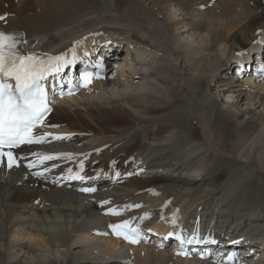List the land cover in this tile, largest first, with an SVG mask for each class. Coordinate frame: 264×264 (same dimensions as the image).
Returning a JSON list of instances; mask_svg holds the SVG:
<instances>
[{"label": "bare ground", "instance_id": "obj_1", "mask_svg": "<svg viewBox=\"0 0 264 264\" xmlns=\"http://www.w3.org/2000/svg\"><path fill=\"white\" fill-rule=\"evenodd\" d=\"M0 15L22 51L102 47L123 62L119 76L53 103L38 131L50 135L0 165V264H213L158 240L121 245L109 225L124 220L162 238L244 237L264 264V85L226 75L264 36V0H0ZM123 83L133 89L106 92ZM76 173L98 191L64 183Z\"/></svg>", "mask_w": 264, "mask_h": 264}, {"label": "snow or ice", "instance_id": "obj_2", "mask_svg": "<svg viewBox=\"0 0 264 264\" xmlns=\"http://www.w3.org/2000/svg\"><path fill=\"white\" fill-rule=\"evenodd\" d=\"M6 17L0 15V20ZM20 40L16 39V35L6 33L0 30V165L5 163L8 169H12L18 165L17 157L13 153V149L19 148L25 144L40 143L50 135L48 133H39L36 130L45 123V116L51 111L48 99V93L42 83L47 76L59 74L67 65L73 64L77 60L75 54V45L73 46L71 58L64 55H56L41 59L37 55L22 54L18 49ZM79 43V42H76ZM87 55V53H85ZM242 55V53H237ZM95 67L99 70L103 69L102 60L97 61ZM259 72L264 74V66H261ZM91 72L82 71L80 79L83 81L82 86H87L92 79ZM99 78V71L96 73ZM14 81V83L10 82ZM71 84V80L68 81ZM71 95V88L68 92ZM63 95V92H61ZM54 139H64L67 137L54 136ZM33 155H40L34 153ZM66 158H71L70 153L63 154ZM59 158L54 155H40V159L53 160ZM115 163V162H113ZM29 168L32 164L27 165ZM83 170V164L80 165ZM47 170V169H46ZM71 173V169H69ZM42 175V173H34ZM120 175V173H116ZM72 178L83 180L84 177L76 173ZM84 192H93V188H83ZM105 203H107L105 201ZM132 207V206H129ZM134 207H140L135 205ZM113 215H119L115 210H109ZM144 217H141L143 219ZM175 223V216L173 217ZM130 220H124L120 223L110 224L114 235L122 237L129 243H138L140 239L139 226L131 227ZM172 236L173 233H169ZM181 245L185 243V238L177 234ZM204 243L216 241H208L205 237L201 239L196 232L187 237V243ZM178 254L187 255L186 252ZM202 258L204 254L201 253ZM228 260L234 261V255L229 253ZM218 264H227L226 261L220 260Z\"/></svg>", "mask_w": 264, "mask_h": 264}, {"label": "rangeland", "instance_id": "obj_3", "mask_svg": "<svg viewBox=\"0 0 264 264\" xmlns=\"http://www.w3.org/2000/svg\"><path fill=\"white\" fill-rule=\"evenodd\" d=\"M170 10H172V9H170ZM180 11H177V13H179ZM181 13V12H180ZM125 53V52H124ZM125 55V54H124ZM152 66L154 67V64H152ZM150 68H151V65L149 66ZM116 76H118V75H116ZM142 76V77H141ZM152 77H155V76H153V74L151 75ZM145 77V76H144ZM143 75H139V76H136V78H139L138 80H136V81H134V84H138V83H140L142 80H143ZM142 78V79H141ZM133 79V78H132ZM132 81V82H133ZM123 86H121L120 88H117L116 90L115 89H108V90H106V92H109V94L110 95H114V93L115 94H117V92L118 93H121V91H122V93H125V92H128L129 90H132L133 89V87H131V86H129V85H125V83H123L122 84ZM88 95H90L91 97H93V96H95V97H97V98H99V97H102L103 95H100V94H93V93H89ZM94 97V98H95Z\"/></svg>", "mask_w": 264, "mask_h": 264}]
</instances>
